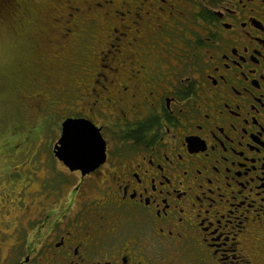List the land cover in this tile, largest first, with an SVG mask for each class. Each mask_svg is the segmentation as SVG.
Segmentation results:
<instances>
[{
	"label": "flooded vegetation",
	"instance_id": "af4514ba",
	"mask_svg": "<svg viewBox=\"0 0 264 264\" xmlns=\"http://www.w3.org/2000/svg\"><path fill=\"white\" fill-rule=\"evenodd\" d=\"M46 1L5 75L22 126L0 146L17 158L42 131L47 175L33 206L28 184L0 188V264H264V0ZM68 118L103 125L98 166L55 154Z\"/></svg>",
	"mask_w": 264,
	"mask_h": 264
},
{
	"label": "rangeland",
	"instance_id": "374dc122",
	"mask_svg": "<svg viewBox=\"0 0 264 264\" xmlns=\"http://www.w3.org/2000/svg\"><path fill=\"white\" fill-rule=\"evenodd\" d=\"M46 0H23L22 13L16 18L13 17L9 20L0 19V37L3 38L6 54L0 57V144L1 146L14 142L15 136L19 134V127L22 126V119L15 111V107L10 104L9 86L5 79L6 72L11 70V65L19 59V55L16 51L18 46L28 44V41L22 37L26 35H33L39 30H43V15L46 14ZM61 113L62 109L56 110ZM47 115L44 118L43 127L47 130L51 119V110H48ZM34 118V124L38 122L36 119V113H32ZM33 125L32 122H30ZM34 128V127H33ZM35 130H38V126H35ZM47 132V131H46ZM43 132L40 131L32 144V151L21 150L17 155V158H13V153L8 154L6 146L4 149L0 146V188L1 191H18L22 187L28 184L24 190H28V193L24 194V198L29 204L32 195L29 192L37 190L39 188L40 180L47 175V166H44L47 159V154L51 151V144L47 148L44 142ZM36 150V153L34 152ZM23 153L21 156L20 154ZM38 153V154H37ZM15 160V161H14ZM40 162H42L40 164ZM25 183V184H24ZM21 187V188H20ZM0 191V200L3 193ZM6 193V194H7ZM5 195V192H4ZM10 198V197H9ZM9 198L3 197L0 201L3 207L6 205L14 206L9 202ZM12 199V197H11ZM3 215V214H2ZM17 209H11L10 213L5 216V219L11 223L16 222L19 216Z\"/></svg>",
	"mask_w": 264,
	"mask_h": 264
},
{
	"label": "water",
	"instance_id": "95a60500",
	"mask_svg": "<svg viewBox=\"0 0 264 264\" xmlns=\"http://www.w3.org/2000/svg\"><path fill=\"white\" fill-rule=\"evenodd\" d=\"M54 152L69 168L90 170L103 162L105 143L91 122L68 118L62 123Z\"/></svg>",
	"mask_w": 264,
	"mask_h": 264
},
{
	"label": "snow or ice",
	"instance_id": "6c2138e0",
	"mask_svg": "<svg viewBox=\"0 0 264 264\" xmlns=\"http://www.w3.org/2000/svg\"><path fill=\"white\" fill-rule=\"evenodd\" d=\"M5 54H6V49L4 46L3 38L0 37V57H3ZM95 127H96V129H99V128L103 127V125L98 124ZM245 264H247V260L245 261Z\"/></svg>",
	"mask_w": 264,
	"mask_h": 264
}]
</instances>
